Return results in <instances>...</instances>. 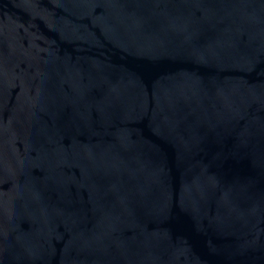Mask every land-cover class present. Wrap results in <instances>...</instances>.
I'll list each match as a JSON object with an SVG mask.
<instances>
[{"label": "water", "instance_id": "obj_1", "mask_svg": "<svg viewBox=\"0 0 264 264\" xmlns=\"http://www.w3.org/2000/svg\"><path fill=\"white\" fill-rule=\"evenodd\" d=\"M0 264H264V0H0Z\"/></svg>", "mask_w": 264, "mask_h": 264}]
</instances>
